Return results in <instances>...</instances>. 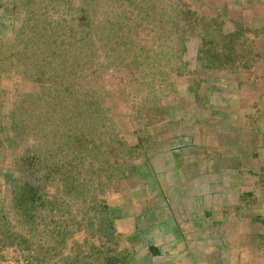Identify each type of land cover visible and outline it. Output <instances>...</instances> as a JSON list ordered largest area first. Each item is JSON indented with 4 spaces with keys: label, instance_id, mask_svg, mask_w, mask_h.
Listing matches in <instances>:
<instances>
[{
    "label": "rangeland",
    "instance_id": "374dc122",
    "mask_svg": "<svg viewBox=\"0 0 264 264\" xmlns=\"http://www.w3.org/2000/svg\"><path fill=\"white\" fill-rule=\"evenodd\" d=\"M255 29L264 0H0V264L151 263L124 228L184 159L173 130L229 87L234 122L258 106Z\"/></svg>",
    "mask_w": 264,
    "mask_h": 264
},
{
    "label": "crops",
    "instance_id": "0c3cea01",
    "mask_svg": "<svg viewBox=\"0 0 264 264\" xmlns=\"http://www.w3.org/2000/svg\"><path fill=\"white\" fill-rule=\"evenodd\" d=\"M256 19L259 22L258 15ZM255 30L256 33L251 30L249 35L250 46L260 44V34L264 37V30L260 33ZM261 44L264 48V41ZM261 44L248 46L249 55L240 50V80H235L258 106L247 112L249 117L240 116L238 124L234 120L239 119L235 117L240 112L236 101L239 89L232 92L230 87L223 89L215 101L205 104V110L201 111L205 117L191 126L185 124L173 130V135L180 139L173 138L172 145L183 143V150L188 149L184 151V159L178 160L170 181L166 179L161 184L162 193L158 191L151 198L139 196L144 200L141 211L135 223L124 230H131L135 244L150 248L153 260L149 264H264L261 122L264 116L260 109V101L264 102V50ZM230 101L234 103L233 109L228 106ZM210 107L212 110L207 112L206 108ZM186 135L194 138L188 141ZM214 143L218 144L216 151L212 150L213 146L209 148ZM190 150L194 154H188Z\"/></svg>",
    "mask_w": 264,
    "mask_h": 264
},
{
    "label": "bare ground",
    "instance_id": "6f19581e",
    "mask_svg": "<svg viewBox=\"0 0 264 264\" xmlns=\"http://www.w3.org/2000/svg\"><path fill=\"white\" fill-rule=\"evenodd\" d=\"M233 105L234 103L232 101H230V103L228 104V106H231V109H233ZM220 124V122H218Z\"/></svg>",
    "mask_w": 264,
    "mask_h": 264
}]
</instances>
